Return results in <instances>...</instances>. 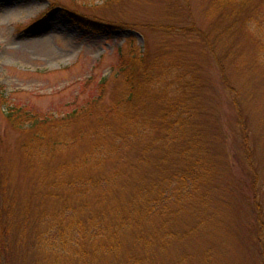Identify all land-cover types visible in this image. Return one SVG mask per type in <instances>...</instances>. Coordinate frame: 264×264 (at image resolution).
Here are the masks:
<instances>
[{
    "label": "rangeland",
    "instance_id": "obj_1",
    "mask_svg": "<svg viewBox=\"0 0 264 264\" xmlns=\"http://www.w3.org/2000/svg\"><path fill=\"white\" fill-rule=\"evenodd\" d=\"M227 1L0 0V161L14 205L0 216V264H124L128 244L117 255L94 241L53 246L18 163L25 134L8 126L5 110L43 119L88 111L96 99L109 106L127 86L126 65L156 68L160 84L184 89L213 169L173 216L155 221L166 241L152 246L148 264H264V6L254 19ZM176 73L192 81L187 90Z\"/></svg>",
    "mask_w": 264,
    "mask_h": 264
},
{
    "label": "trees",
    "instance_id": "obj_2",
    "mask_svg": "<svg viewBox=\"0 0 264 264\" xmlns=\"http://www.w3.org/2000/svg\"><path fill=\"white\" fill-rule=\"evenodd\" d=\"M212 1L218 8L228 2ZM235 1L240 17L245 12L254 18L255 7L264 6V0ZM137 59L133 56L132 60ZM155 69L126 65L120 73L127 86L115 98L117 103L106 107L96 99L88 111L76 109L39 119L6 106L8 126L25 134L16 151L22 171L30 178L29 201L41 207L40 222L48 225V239L54 241L53 246L60 245L56 248L94 241L101 242L99 250L117 255L128 244L123 263L148 264L153 247L160 250V242L166 241L165 235L157 236L155 221H167L178 211L172 208L192 198L210 176L212 162L201 142L192 99L182 87L169 89V84H160L157 78L162 75ZM176 74L184 78L180 82L187 90L192 81L185 73ZM149 101L158 108L152 109ZM57 154L62 159L53 167ZM11 177L1 160L2 219L14 212L7 196ZM1 226L0 254H4L2 221Z\"/></svg>",
    "mask_w": 264,
    "mask_h": 264
}]
</instances>
